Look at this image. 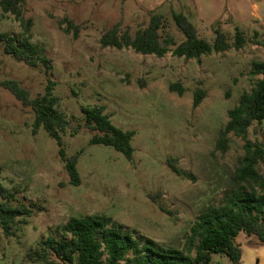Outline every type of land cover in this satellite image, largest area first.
Segmentation results:
<instances>
[{"label": "rangeland", "instance_id": "rangeland-1", "mask_svg": "<svg viewBox=\"0 0 264 264\" xmlns=\"http://www.w3.org/2000/svg\"><path fill=\"white\" fill-rule=\"evenodd\" d=\"M172 13L182 14L209 43L220 30L230 48L196 61L100 45L114 25L133 34L154 14L163 17L162 37L179 44L183 36ZM23 16L30 21L28 43L37 49L34 66L0 47V82L16 81L31 98L51 82L69 121L62 147L67 158L78 154L80 182L69 183L55 141L41 128L32 133L30 109L0 88V185L15 194L11 205L30 210L13 236L0 230V264H35L30 255L41 241L59 239L58 226L86 215L110 217L134 239L192 259L194 251L186 253L189 229L202 208L220 201L244 155V141L231 133L224 153L215 141L228 110L255 82L248 75L251 63L264 62V0H25ZM236 30L244 37L239 50L232 47ZM21 31L0 10V32L20 38ZM173 83L182 95L169 90ZM196 88L206 96L193 109ZM93 106L103 107L115 127L133 131L131 162L110 147L89 144L94 133L84 127L80 109ZM246 139L264 148V122L253 123ZM169 159L188 177L172 173ZM256 169L264 176L263 166ZM234 242L242 250L240 264H264V247L255 237L240 233ZM48 258L64 264L53 254ZM208 264L231 263L213 254Z\"/></svg>", "mask_w": 264, "mask_h": 264}, {"label": "trees", "instance_id": "trees-1", "mask_svg": "<svg viewBox=\"0 0 264 264\" xmlns=\"http://www.w3.org/2000/svg\"><path fill=\"white\" fill-rule=\"evenodd\" d=\"M24 3L25 0H0L1 13L12 16L22 30L20 38L0 32V47L6 56L33 67L37 49L28 43L30 21L24 19ZM171 17L183 36L179 44L168 35L162 37L160 31L165 27L163 17L154 14L146 27L137 29L133 34L127 29L121 30L118 24L114 25L102 34L100 45L116 50L131 49L137 54L157 58L170 52L176 58L196 61L203 55L221 53L230 48L220 30H215L214 40L209 43L197 37L195 28L182 14L172 13ZM67 24L69 28H76L69 22ZM243 43L242 32L236 30L232 47L239 50ZM248 75L255 82L250 91L243 92L237 104L228 110L227 122L215 141V149L224 153L227 150V135L231 133L244 141V155L238 159L237 167L226 180L220 201L202 208L191 225L186 253L194 251L192 259L175 248L157 246L147 239L143 242L134 239L110 217L86 215L71 217L58 226L56 233L59 239L49 236L41 241L38 248L29 254L34 257L35 264H50L48 256L52 254L64 264H208L213 254H222L231 264H240L242 251L234 242L240 233L255 237L264 247V176L256 169L258 165L264 168V148L262 144H252L246 139L253 123L259 125L264 122V62H252ZM0 88L9 92L22 107L30 109L33 115L32 133L41 128L55 141L57 155L69 183L78 186V154L65 156L60 136L68 129L69 121L59 110V99L53 94L51 82L42 94L32 98L14 80L1 81ZM169 90L179 95L183 93L178 83L170 84ZM192 95V108L195 109L206 93L196 88ZM80 111L84 127L94 133L89 140L90 145L110 147L126 161H132L133 131L115 127L101 106L81 107ZM176 162V159H169L168 168L175 175L187 178V174L175 166ZM14 195L0 185V230L6 238L13 236L30 216L26 207L11 205Z\"/></svg>", "mask_w": 264, "mask_h": 264}, {"label": "crops", "instance_id": "crops-1", "mask_svg": "<svg viewBox=\"0 0 264 264\" xmlns=\"http://www.w3.org/2000/svg\"><path fill=\"white\" fill-rule=\"evenodd\" d=\"M242 251V250H241ZM247 255H249V254H247ZM246 257V256H245ZM241 258H242V255H241ZM249 260H246L245 261V264L248 262ZM240 262H241V260H240ZM244 263V262H243Z\"/></svg>", "mask_w": 264, "mask_h": 264}]
</instances>
